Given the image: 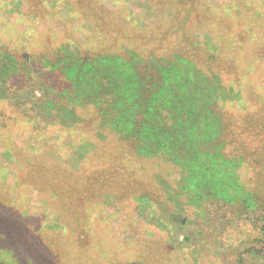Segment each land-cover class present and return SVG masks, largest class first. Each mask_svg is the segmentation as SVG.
<instances>
[{
  "label": "rangeland",
  "instance_id": "obj_1",
  "mask_svg": "<svg viewBox=\"0 0 264 264\" xmlns=\"http://www.w3.org/2000/svg\"><path fill=\"white\" fill-rule=\"evenodd\" d=\"M33 1L31 7L26 2V15L18 17L5 10L14 0H0V52L18 63L25 59L36 71L46 72L47 44L60 39L54 34L61 31L83 43L98 29L90 31L80 23L78 30L79 23H68L69 13L62 8L65 0H58L54 7ZM76 1L70 0L71 4ZM160 3L102 0L103 7L112 12L148 16L144 6L155 10L156 18L147 27L141 25L140 35L131 27L133 22L128 26L109 22L111 35H127L134 46L146 47L143 32L161 34L156 23L166 16ZM176 5L192 11L182 20L185 32L176 35L177 44L186 42L182 49L187 53L179 54L195 55L197 65L207 70L216 52V47L215 51L209 48L207 36L218 46L221 65L216 71L222 92L228 96L220 111L234 123L233 131L242 133L246 143L252 141L241 148L257 158L256 173L254 164L241 163L240 167L235 164V175L241 186L258 190L264 185L263 176L257 175L264 170V0H191ZM31 10H38L32 12L40 16L36 22L28 17ZM166 19L169 24L170 18ZM113 47L111 41L105 45L109 50ZM234 96L240 101L229 99ZM20 117L0 104V124L5 125L0 126V248L5 250L0 264H9V258L11 264H249L258 255L251 248H260L254 242L258 235L250 227L218 238L201 224L208 202L203 199L198 208L180 194L173 165L164 164V169L159 164H130L119 153L113 155L114 143L100 141L97 152L88 155L74 173L50 154L68 158V145L78 142L80 132L46 124L35 130L25 120L20 124ZM39 138L45 140L40 150ZM147 200L155 212L162 209V220L150 217ZM171 214L176 216L171 217L175 224L183 220L193 231L192 241L185 247L178 244L182 237L178 242L174 238L176 225L172 222L170 226L166 217ZM6 223L11 224L9 229ZM258 258L264 264V251Z\"/></svg>",
  "mask_w": 264,
  "mask_h": 264
},
{
  "label": "trees",
  "instance_id": "obj_2",
  "mask_svg": "<svg viewBox=\"0 0 264 264\" xmlns=\"http://www.w3.org/2000/svg\"><path fill=\"white\" fill-rule=\"evenodd\" d=\"M161 1V13L166 16L156 23L161 34L147 36L143 32L146 47H141L131 44L127 35H111L109 22L123 26L133 22L131 27L140 35V27H147L156 18L152 8L144 6L148 16L147 13L135 16L118 13L117 9L107 11L102 0H77L78 5L65 0L62 8L69 13L68 23H79L78 30L81 23L88 30L95 28L98 32L87 36L83 43L66 37L61 31L54 34L60 39L47 44L46 72L36 71L25 59L18 63L0 52V104L14 109L21 116L19 123L25 120L35 130L46 124L48 127L59 125L68 131L74 127L80 132L78 142L68 145V158L50 154L66 163L74 173L88 155L97 152L100 141L114 143L113 155L119 153L130 164H152L151 167L159 164L164 169V164L173 165L180 181V194L195 202L198 208L203 199L208 202L204 203L201 224L218 238L250 227L257 232L254 242L260 248L251 247L258 255L249 264H263L258 256L264 251V185L251 191L241 186L235 175V164L238 167L243 163L254 164L255 172L257 158L253 152L241 148L252 141L246 143L242 133L233 131L234 123L228 122L220 111L223 99L228 96L222 92L216 71L221 65L218 46L207 36L209 48L215 51L216 47L214 61L207 70L197 65L195 55L179 54L180 51L187 53L182 49L186 42L177 44L176 35L185 32L182 20L188 19L192 11L176 4L191 0ZM26 2L31 7L30 0H14L5 10L18 17L25 16ZM57 2L33 1L53 7ZM33 11L38 10H31L28 17L36 22L40 16ZM166 18H170L169 24ZM105 41H111L114 47L105 48ZM152 46L158 48L152 49ZM229 99L240 101L235 96ZM0 126L5 125L1 122ZM39 143L40 150L45 140L39 138ZM257 175L264 178V170ZM146 205L153 220L163 219L160 207L157 213L149 200ZM166 217L170 226L172 222L176 225L175 240L178 242L182 237L178 243L181 248L188 245L193 231L183 220H176L175 224L171 220L175 214ZM5 227L9 229L11 224L6 223ZM1 254L5 250L0 248V263ZM14 261L17 263L18 259L14 257Z\"/></svg>",
  "mask_w": 264,
  "mask_h": 264
}]
</instances>
